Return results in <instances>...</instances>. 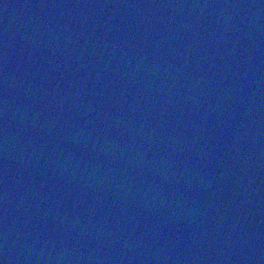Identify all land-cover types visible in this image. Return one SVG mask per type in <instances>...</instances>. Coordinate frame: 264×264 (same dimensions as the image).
<instances>
[{
  "label": "water",
  "instance_id": "95a60500",
  "mask_svg": "<svg viewBox=\"0 0 264 264\" xmlns=\"http://www.w3.org/2000/svg\"><path fill=\"white\" fill-rule=\"evenodd\" d=\"M3 264H264V0H0Z\"/></svg>",
  "mask_w": 264,
  "mask_h": 264
},
{
  "label": "snow or ice",
  "instance_id": "6c2138e0",
  "mask_svg": "<svg viewBox=\"0 0 264 264\" xmlns=\"http://www.w3.org/2000/svg\"><path fill=\"white\" fill-rule=\"evenodd\" d=\"M0 264H3V262H2V261H0Z\"/></svg>",
  "mask_w": 264,
  "mask_h": 264
}]
</instances>
